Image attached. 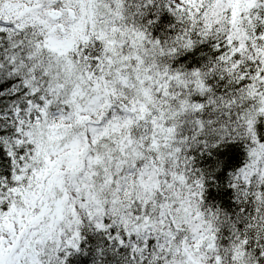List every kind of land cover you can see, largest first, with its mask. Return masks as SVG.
<instances>
[{"label": "snow or ice", "instance_id": "obj_1", "mask_svg": "<svg viewBox=\"0 0 264 264\" xmlns=\"http://www.w3.org/2000/svg\"><path fill=\"white\" fill-rule=\"evenodd\" d=\"M0 264H264V0H0Z\"/></svg>", "mask_w": 264, "mask_h": 264}]
</instances>
